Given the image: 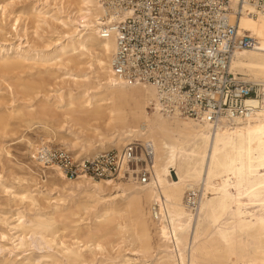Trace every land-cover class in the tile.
<instances>
[{
    "label": "bare ground",
    "instance_id": "obj_1",
    "mask_svg": "<svg viewBox=\"0 0 264 264\" xmlns=\"http://www.w3.org/2000/svg\"><path fill=\"white\" fill-rule=\"evenodd\" d=\"M66 9H73L74 17L68 18ZM27 10L37 27L52 21L69 29L41 45L0 50V80L10 82L12 102L23 103L0 110V154L10 156L7 139L21 133L30 164L47 177L46 191L65 197L52 203L30 167L28 176L16 175L18 187L6 186L5 168L0 169V189L36 211L4 220L15 236L2 238L17 244H0V256L15 249L40 252L20 261L0 258V263L95 264L86 253L102 254L111 247L118 254L107 264H264V93L259 100L248 99L259 107L255 116L235 126L212 130L209 124L165 114L155 87L131 85L114 75L116 41L101 34L105 22L98 0H43ZM239 29L251 32L258 44L236 53L231 71L262 85L264 92V15L244 14ZM89 63L98 68L93 83L83 71ZM24 70L62 84H54L59 90L52 94L47 79L23 78ZM145 140L155 153L147 184L122 175L71 180L34 155L36 144L44 141L82 159ZM196 189L203 197L193 213L188 192ZM107 190L120 194L102 197ZM156 204L167 222L155 220ZM111 234L118 237L115 244L107 242ZM126 244L133 248L124 255ZM139 254L141 262L127 256Z\"/></svg>",
    "mask_w": 264,
    "mask_h": 264
},
{
    "label": "built area",
    "instance_id": "obj_2",
    "mask_svg": "<svg viewBox=\"0 0 264 264\" xmlns=\"http://www.w3.org/2000/svg\"><path fill=\"white\" fill-rule=\"evenodd\" d=\"M104 11L101 34L114 35V75L131 85L156 88L162 111L171 116L209 124L212 130L235 126L254 117L262 85L231 71L236 53L254 49L258 41L241 31V17L264 15V0H98ZM44 166L57 165L71 180L135 178L151 181L154 149L151 142L133 141L121 151L112 149L78 159L66 150L40 145L34 151ZM203 193L188 192L195 213ZM154 205L156 221L167 222Z\"/></svg>",
    "mask_w": 264,
    "mask_h": 264
},
{
    "label": "rangeland",
    "instance_id": "obj_3",
    "mask_svg": "<svg viewBox=\"0 0 264 264\" xmlns=\"http://www.w3.org/2000/svg\"><path fill=\"white\" fill-rule=\"evenodd\" d=\"M43 0H0V50L3 48H15L20 46L22 50L26 49L30 44H39L46 43L49 39H57L62 32L66 31L69 28H58L59 26H55L51 21V26L42 23L40 27H37V23H35V19L31 16V12L27 10L30 4L41 5ZM66 15L69 17H74L75 12L73 9H66ZM35 13V11L33 12ZM65 16V15H64ZM67 16L63 17V19L67 18ZM53 25V26H52ZM91 64H87L83 67V71L88 74V77H91L90 83L96 82L95 77L97 76L96 72H98V68L95 65L90 66ZM21 76L23 78H29L31 80L40 82L42 78L47 79V81L54 86V84L58 83L59 85L62 82L58 80H54L53 78L48 77H40L35 75L36 70H34L33 74L24 70ZM243 78V76H241ZM244 79V78H243ZM68 84H72V79H66ZM12 82V80H10ZM9 81L5 82L0 80V110L5 112L6 109H10L12 107H17L22 102H12L13 96L11 95L10 88L8 87ZM59 85L54 86L53 88L47 87V90H51L50 93L54 94L57 90H59ZM74 86V85H72ZM37 101V100H36ZM35 104V102H34ZM25 134H27L25 132ZM68 135V133H66ZM27 135L31 137L37 138V136L33 132H29ZM42 135V134H39ZM91 136V133L87 134ZM21 133L14 136L13 138L7 139V144L10 149L11 155H2L0 154V169L2 167L5 168V182L6 186H16L18 187V181L15 180L17 176H28L29 167L34 169L39 178L38 188L42 193L48 194V196L52 199V203L56 202V198H64V193H60L54 191L52 193H48L46 191V187H44V182L47 181V177L44 172H40L36 170L34 166H32L29 162L27 155V147L25 142L22 141ZM48 146L55 147L56 143H52L50 141H44ZM42 145L41 143H37L36 146ZM59 148V147H58ZM13 172V174H12ZM17 175V176H16ZM23 186H27V183H23ZM74 189H66L67 192L73 191ZM76 191V190H75ZM117 194H120L119 191L116 190H107L103 193L102 197H113ZM22 211L25 213L27 217H32L36 213L35 209L32 207H28L27 204H21L19 201L14 200V196L11 195L10 190L8 192H4L0 189V244L6 245L8 247L12 246L13 243L17 244L14 240H10L6 238H2V235L8 236L9 238L15 236V231H11L10 228L4 224L5 219H9L10 222H13L17 217L13 218V214ZM118 237L113 234L110 235L107 242L108 243H116ZM133 247L126 244L122 247V253L124 255L128 254ZM26 252H22L18 249H15L12 254H8V251H5L3 255L0 256L1 259H17L23 260L26 257L33 255H38L40 252L34 251L31 249H25ZM116 250H118L116 248ZM22 252V253H21ZM118 253L115 250H112L111 247H107L106 251L102 254L92 255L89 252L86 253L87 259L94 260L95 264L102 261V264H107L111 260L112 257H115ZM142 254L137 256L128 257L132 259H140ZM139 263V262H138ZM3 264V263H0Z\"/></svg>",
    "mask_w": 264,
    "mask_h": 264
}]
</instances>
